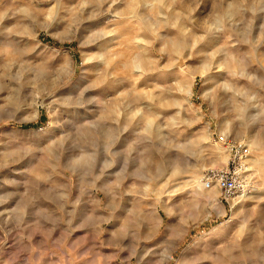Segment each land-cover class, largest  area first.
I'll list each match as a JSON object with an SVG mask.
<instances>
[{
	"label": "rangeland",
	"instance_id": "1",
	"mask_svg": "<svg viewBox=\"0 0 264 264\" xmlns=\"http://www.w3.org/2000/svg\"><path fill=\"white\" fill-rule=\"evenodd\" d=\"M0 264H264V0H0Z\"/></svg>",
	"mask_w": 264,
	"mask_h": 264
},
{
	"label": "built area",
	"instance_id": "2",
	"mask_svg": "<svg viewBox=\"0 0 264 264\" xmlns=\"http://www.w3.org/2000/svg\"><path fill=\"white\" fill-rule=\"evenodd\" d=\"M229 150V161L224 168H210L204 173L202 185L207 190L216 189L227 203L241 201L253 191L252 169L249 164L251 150L245 143L219 138Z\"/></svg>",
	"mask_w": 264,
	"mask_h": 264
},
{
	"label": "bare ground",
	"instance_id": "3",
	"mask_svg": "<svg viewBox=\"0 0 264 264\" xmlns=\"http://www.w3.org/2000/svg\"><path fill=\"white\" fill-rule=\"evenodd\" d=\"M188 89V94L189 95H191L192 93H191V86H189V88H187ZM229 152V151H228ZM227 161V160H226ZM229 161V160H228ZM223 164H226V162L225 163H223ZM227 164H228V162H227ZM227 164L224 166V167H226L227 166ZM223 167V168H224ZM199 189V191L201 192V194H206L205 196H207L208 198L211 196V192H213L212 190L210 191V190H207V189H205L204 188V186L201 184V182H200V187L198 188ZM235 201H237V200H235ZM237 206V205H236Z\"/></svg>",
	"mask_w": 264,
	"mask_h": 264
}]
</instances>
